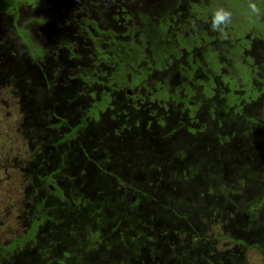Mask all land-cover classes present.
Wrapping results in <instances>:
<instances>
[{
	"label": "trees",
	"instance_id": "1",
	"mask_svg": "<svg viewBox=\"0 0 264 264\" xmlns=\"http://www.w3.org/2000/svg\"><path fill=\"white\" fill-rule=\"evenodd\" d=\"M211 1L0 0V86L42 147L0 264L264 259V24L225 39Z\"/></svg>",
	"mask_w": 264,
	"mask_h": 264
},
{
	"label": "rangeland",
	"instance_id": "2",
	"mask_svg": "<svg viewBox=\"0 0 264 264\" xmlns=\"http://www.w3.org/2000/svg\"><path fill=\"white\" fill-rule=\"evenodd\" d=\"M254 2L264 11V0H254ZM248 4L249 0H212L211 9L214 12L217 6L222 5L232 12L230 25L236 35H244L255 27L263 31L264 15H250ZM27 11L29 14V10ZM22 12L24 9L19 11V14ZM37 31L40 36L44 33L40 29ZM21 107L20 99L14 95L11 87L2 84L0 86V245L9 249L12 242L31 231L33 216L31 206L34 199L27 195V191L31 190V183L34 184V175H30L31 163L35 154L42 148L35 142L37 137H35L34 122L29 126L30 132H34L31 138L24 132L23 125L26 124V117L29 115ZM37 173L39 174L40 171ZM54 182L55 179L50 183ZM217 230L218 228L213 229L215 232ZM36 237L34 232L28 241L17 245L13 256L33 246ZM246 258L247 264H264L262 256L252 249L247 250Z\"/></svg>",
	"mask_w": 264,
	"mask_h": 264
},
{
	"label": "clouds",
	"instance_id": "3",
	"mask_svg": "<svg viewBox=\"0 0 264 264\" xmlns=\"http://www.w3.org/2000/svg\"><path fill=\"white\" fill-rule=\"evenodd\" d=\"M248 8L250 15L261 16L264 11L254 2L249 0ZM232 23V12L224 6H217L211 16L210 27L213 31L217 32L221 37L227 39V28Z\"/></svg>",
	"mask_w": 264,
	"mask_h": 264
}]
</instances>
